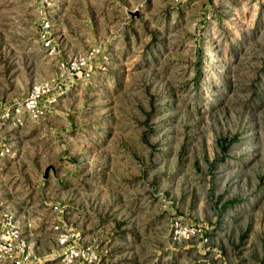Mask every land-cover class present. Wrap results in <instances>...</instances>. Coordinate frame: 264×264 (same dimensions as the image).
<instances>
[{"label": "rangeland", "instance_id": "374dc122", "mask_svg": "<svg viewBox=\"0 0 264 264\" xmlns=\"http://www.w3.org/2000/svg\"><path fill=\"white\" fill-rule=\"evenodd\" d=\"M95 49L48 114L0 120V225L36 264L61 230L89 264H264V0H0V114Z\"/></svg>", "mask_w": 264, "mask_h": 264}, {"label": "built area", "instance_id": "2783aa9c", "mask_svg": "<svg viewBox=\"0 0 264 264\" xmlns=\"http://www.w3.org/2000/svg\"><path fill=\"white\" fill-rule=\"evenodd\" d=\"M41 48L49 54H53L54 47L46 38L40 42ZM99 53L98 49L91 50L87 56H79L72 60L60 63L59 73L53 78L34 82L24 97L16 99L11 105L5 107L0 114V120L9 121L14 125H20L26 121L37 120L48 114L57 102L58 90L65 86V81L72 84L74 81L87 80L90 77L88 62ZM9 153L8 147L0 149V161ZM56 210V207L53 208ZM5 217V222L0 225V261L9 264H36L38 258L29 250L25 239L17 229L12 227L10 218ZM53 230L60 231L59 227ZM57 237L58 243L63 246L61 261L63 264H89L93 254L87 248H78L75 241L76 234L61 230Z\"/></svg>", "mask_w": 264, "mask_h": 264}]
</instances>
